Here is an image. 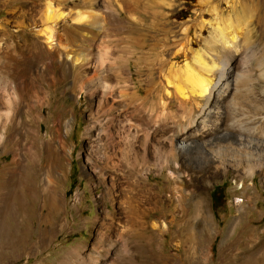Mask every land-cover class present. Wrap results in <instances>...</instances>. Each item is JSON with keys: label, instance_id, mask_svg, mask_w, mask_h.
<instances>
[{"label": "bare ground", "instance_id": "obj_1", "mask_svg": "<svg viewBox=\"0 0 264 264\" xmlns=\"http://www.w3.org/2000/svg\"><path fill=\"white\" fill-rule=\"evenodd\" d=\"M69 1L56 0L55 6L46 4L37 23L30 26L44 54L36 57L29 49L18 60L12 55L10 46L3 54L0 148L2 154H10V159L0 165V236L6 240L12 224L19 227L34 219L39 200V235L43 236L39 245L45 246L51 239L49 234L66 228L63 224L59 226L61 213L56 209L57 203L63 202V184L71 165L72 147H68L66 138L72 127L65 119L64 109L58 105L52 107L54 98L51 97L56 84L62 85L69 80L70 87H77L80 95L85 94L91 118L83 132L89 153L84 156L87 168L81 174L86 175L89 185L96 183L92 185L94 190L101 188L98 198L111 209L92 219L90 249L85 250L79 245L73 247L71 256L76 259V264H171V261L189 264L186 257L172 255L170 258L152 252V238L164 235L169 227L174 234L188 231L190 238L185 239L188 242L193 241L192 236L198 232L209 234L212 224L206 191L216 174L221 173L218 167L234 169L243 165L246 176H253L256 170L264 176V158L261 159L257 152L264 149V134L252 115L259 109L241 115L244 108L236 104L222 117V120L230 121L227 124L229 133L240 135L243 131L245 139L242 142L237 139L235 149L215 147L206 139L220 129L217 120H209V114L218 110L212 105L214 96L218 98L236 90L229 70L232 51L236 49L235 37H228L222 28H216L214 37L205 44L219 47L220 53L198 52L192 65L185 62L180 68L167 69L164 74L166 101L160 97L146 117H136L138 107L130 109L125 103L131 96L139 97L129 61L125 60V65L120 67L114 66L124 58L121 54L108 53L99 54L94 60L90 53L94 39L87 36L83 38L85 45H80L81 37H84L81 32L84 27H93L100 32L104 18L97 17L95 11L73 15L70 11L60 12L59 9ZM78 1L92 4L94 0ZM38 80L41 83L37 85ZM242 86L245 92L254 96L251 79L244 77ZM39 95H42L41 99ZM80 95L73 96L79 100ZM263 95L264 89L260 92V96ZM172 96L179 101L184 123L172 122L158 130L159 117L172 115L167 112ZM90 99L95 100L94 108L90 106ZM200 101L204 104L194 115L193 108L188 106L199 105ZM44 109L49 110L48 124L44 138L40 140L39 127L44 121ZM243 124H250V128L244 131ZM94 131L97 133L93 140ZM149 139H153L154 144ZM203 150L208 152L205 154ZM152 172L164 174L165 185L171 186L167 196L153 191L149 184ZM242 182L243 178L240 187ZM236 203L235 212L238 213L243 200L237 198ZM160 212L167 213V223L160 225L156 220H149ZM256 234L253 229H248L244 240L254 242ZM111 251L113 259L107 256ZM263 256L264 241L240 257L244 264H258Z\"/></svg>", "mask_w": 264, "mask_h": 264}, {"label": "rangeland", "instance_id": "obj_2", "mask_svg": "<svg viewBox=\"0 0 264 264\" xmlns=\"http://www.w3.org/2000/svg\"><path fill=\"white\" fill-rule=\"evenodd\" d=\"M48 3L55 6L56 0H0V73L4 69L3 54L7 46H10L12 55L18 60L29 49L36 57L44 54L43 48L39 47L37 39L33 37L30 26L37 23ZM61 9L60 12L70 11L71 15L75 12L86 14L95 11L97 17L104 18V26L100 32L93 27L83 28L81 35L84 37H81L80 45L84 46L83 38L90 36L94 39L90 48L94 60L99 54L108 53L121 54V58H124L114 66L120 67L129 61L131 77L139 97L131 96L125 103L130 109L138 107L136 117H146L149 110L155 108L160 97L165 100L164 74L167 69L180 68L185 62L192 65L198 52L220 53L219 47H208L205 42L214 37L216 28H222L225 35L235 37L236 49L232 51L229 70L232 75L231 83H236V90L218 98L214 96L212 105L217 106L218 110L209 114V120H217L216 125L220 129L215 133L217 135H208L207 142L211 141L215 147L230 150L235 149L239 139L240 142L244 141L243 131L240 135L229 133V119L222 120L224 114L230 112L236 104L244 108L239 113L241 115L252 109H259L252 115L256 117V125L264 134V95L260 96L264 89V0H94L92 4L71 0ZM58 26L61 33L62 28L60 24ZM243 76L253 81L254 96L245 92L242 86ZM40 81L36 82L37 85ZM53 90L52 107L58 105L63 108L65 119L70 121L72 127L66 138L68 147H72L71 165L63 184V202L57 203L56 209L61 213L59 226L63 224L66 228L49 234L51 239L46 241L45 246L39 245L43 241V236L39 235V200L34 209V219L26 220L19 227L12 224L6 240L4 236H0V264H76V259L71 256L73 247L79 245L85 250L90 249L92 219L111 211L98 198L101 188L94 190L92 185L96 183L89 185L86 175L81 174L87 168L84 156L89 153L83 139L84 129L91 122L86 108L88 100L84 93L79 94L77 87L69 86V80L62 85L56 84ZM73 95H80L81 98L76 100ZM38 98L41 99L42 95ZM170 99L171 108L167 112L172 115L164 114L159 117L158 130L168 127L172 122L184 123L185 117L181 115L178 99L173 96ZM94 103L95 100L90 99L91 108H94ZM203 104L200 101L199 105L192 103L188 107H192L193 114L197 115ZM48 113L49 110L44 109V121L39 127L40 140L44 138ZM244 126V131L250 128V124ZM96 133L93 132V140ZM149 142L152 144L153 139H149ZM206 152L208 151L203 150V153ZM257 152L263 159L264 149H258ZM9 159L10 154H2L0 148V165L8 163ZM218 168L221 173L216 174L206 191L212 224L209 234L198 232L192 236L193 241L188 242L185 240L186 237L190 238L188 231L174 234V230L169 227L164 235L152 238V252L170 258L172 255L186 257L189 264H244L240 257L242 253L264 241V176L257 170L253 176H246L243 165L234 169L228 166ZM241 178L242 187L239 186ZM149 184L153 191L161 195L167 196L171 189V186L165 185L164 174L150 173ZM237 198L243 200L238 213L235 212ZM168 219L167 213L160 212L149 220H156L162 225ZM248 229L257 233L254 242L247 243L244 240ZM107 256L114 258L112 251ZM171 262L177 264V261ZM258 264H264V256Z\"/></svg>", "mask_w": 264, "mask_h": 264}, {"label": "trees", "instance_id": "obj_3", "mask_svg": "<svg viewBox=\"0 0 264 264\" xmlns=\"http://www.w3.org/2000/svg\"><path fill=\"white\" fill-rule=\"evenodd\" d=\"M219 193H222V192H219ZM220 194H218V197H219Z\"/></svg>", "mask_w": 264, "mask_h": 264}]
</instances>
